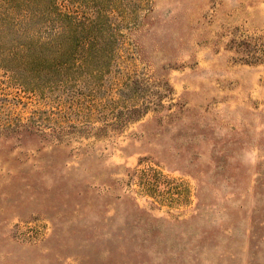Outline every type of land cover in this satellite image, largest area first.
Here are the masks:
<instances>
[{"label":"rangeland","instance_id":"374dc122","mask_svg":"<svg viewBox=\"0 0 264 264\" xmlns=\"http://www.w3.org/2000/svg\"><path fill=\"white\" fill-rule=\"evenodd\" d=\"M57 3L104 56L0 64V264H264V0Z\"/></svg>","mask_w":264,"mask_h":264},{"label":"trees","instance_id":"16d2710c","mask_svg":"<svg viewBox=\"0 0 264 264\" xmlns=\"http://www.w3.org/2000/svg\"><path fill=\"white\" fill-rule=\"evenodd\" d=\"M98 21L57 0H0V64L20 83L96 78L92 64L105 50Z\"/></svg>","mask_w":264,"mask_h":264}]
</instances>
